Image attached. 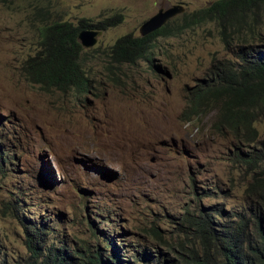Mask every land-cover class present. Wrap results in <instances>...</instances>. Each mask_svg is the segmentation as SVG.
<instances>
[{
  "label": "rangeland",
  "instance_id": "obj_1",
  "mask_svg": "<svg viewBox=\"0 0 264 264\" xmlns=\"http://www.w3.org/2000/svg\"><path fill=\"white\" fill-rule=\"evenodd\" d=\"M212 1L0 0V150L9 157L0 170V264H37L20 221L48 227L39 239L47 248L93 243L96 229H124L127 242L148 248L160 246L153 231L171 239L177 218L198 204L241 202L249 175L233 161L229 135L212 132L211 113L181 117L186 87L225 54L221 27L207 21L156 38L155 66L108 57L118 37L138 36L160 7L183 6L174 22L181 26ZM114 14L119 21L81 54L89 91L45 90L26 79L23 61L40 27Z\"/></svg>",
  "mask_w": 264,
  "mask_h": 264
},
{
  "label": "trees",
  "instance_id": "obj_2",
  "mask_svg": "<svg viewBox=\"0 0 264 264\" xmlns=\"http://www.w3.org/2000/svg\"><path fill=\"white\" fill-rule=\"evenodd\" d=\"M261 16L264 0H214L191 12L181 26L174 17L147 35L118 37L108 54L112 65L140 59L155 66L151 56L156 38L177 35L207 21L221 27L225 54L213 57L204 75L186 87L187 104L181 117L188 121L211 113L212 132L229 135L233 161L249 175L241 202L235 207L219 200L198 204L177 218V233L171 239L153 231L160 246L148 248L127 242L121 227L114 235L103 229L92 231L93 243L47 248L39 239L48 227L38 226L34 218L27 223L19 220L27 250L37 264H264V132L260 130L264 127V22L255 27ZM120 17L114 14L99 22L81 18L77 25L54 21L40 27L38 46L23 61L26 79L45 90L86 93L93 84L81 62L83 47L77 34L82 29L103 30ZM230 21L237 25L247 21L252 26L240 29ZM2 162L0 150V170Z\"/></svg>",
  "mask_w": 264,
  "mask_h": 264
},
{
  "label": "water",
  "instance_id": "obj_3",
  "mask_svg": "<svg viewBox=\"0 0 264 264\" xmlns=\"http://www.w3.org/2000/svg\"><path fill=\"white\" fill-rule=\"evenodd\" d=\"M183 6L178 4L160 7L155 14L143 21L138 28L140 36L147 35L164 25L169 19L183 12ZM101 33L96 29H82L77 34L81 46L89 48L96 42L97 36Z\"/></svg>",
  "mask_w": 264,
  "mask_h": 264
},
{
  "label": "clouds",
  "instance_id": "obj_4",
  "mask_svg": "<svg viewBox=\"0 0 264 264\" xmlns=\"http://www.w3.org/2000/svg\"><path fill=\"white\" fill-rule=\"evenodd\" d=\"M174 17H175V16H174ZM174 17H173V18H174ZM171 19H172V18H171ZM169 20H170V19H169ZM169 20H168V21H169ZM100 31H101V30H100ZM139 36H140V35H139ZM83 48H85V47H83ZM159 72H160V71H159ZM193 85H194V84H193ZM62 92H63V91H62ZM1 152H2V151H1ZM2 154H3V152H2ZM3 158H7V157L3 155ZM8 158H9V157H8Z\"/></svg>",
  "mask_w": 264,
  "mask_h": 264
},
{
  "label": "bare ground",
  "instance_id": "obj_5",
  "mask_svg": "<svg viewBox=\"0 0 264 264\" xmlns=\"http://www.w3.org/2000/svg\"><path fill=\"white\" fill-rule=\"evenodd\" d=\"M124 36V35H123ZM135 64V63H134ZM228 137V136H227ZM229 138V137H228ZM239 145V144H238ZM244 191V190H243ZM21 218V217H20Z\"/></svg>",
  "mask_w": 264,
  "mask_h": 264
}]
</instances>
